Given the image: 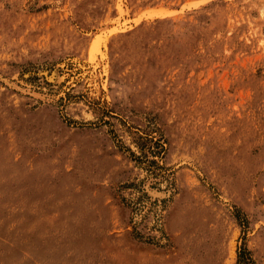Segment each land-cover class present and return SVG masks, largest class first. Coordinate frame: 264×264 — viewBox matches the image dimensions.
<instances>
[{"label": "rangeland", "instance_id": "rangeland-1", "mask_svg": "<svg viewBox=\"0 0 264 264\" xmlns=\"http://www.w3.org/2000/svg\"><path fill=\"white\" fill-rule=\"evenodd\" d=\"M244 241L264 264V0H0V264Z\"/></svg>", "mask_w": 264, "mask_h": 264}, {"label": "trees", "instance_id": "trees-1", "mask_svg": "<svg viewBox=\"0 0 264 264\" xmlns=\"http://www.w3.org/2000/svg\"><path fill=\"white\" fill-rule=\"evenodd\" d=\"M242 225L248 223V220H244L241 217H237ZM245 240V237H243ZM236 264H258L252 250L249 249L246 242L244 241L238 249V256Z\"/></svg>", "mask_w": 264, "mask_h": 264}, {"label": "bare ground", "instance_id": "bare-ground-1", "mask_svg": "<svg viewBox=\"0 0 264 264\" xmlns=\"http://www.w3.org/2000/svg\"><path fill=\"white\" fill-rule=\"evenodd\" d=\"M57 72V71H56Z\"/></svg>", "mask_w": 264, "mask_h": 264}]
</instances>
